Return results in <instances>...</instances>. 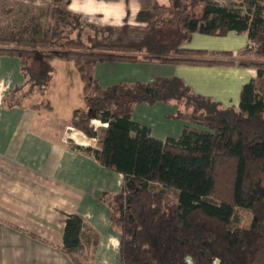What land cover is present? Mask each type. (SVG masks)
I'll use <instances>...</instances> for the list:
<instances>
[{"label": "trees", "instance_id": "trees-1", "mask_svg": "<svg viewBox=\"0 0 264 264\" xmlns=\"http://www.w3.org/2000/svg\"><path fill=\"white\" fill-rule=\"evenodd\" d=\"M69 4L51 0L47 27L31 16L0 29V53L18 55L26 76L3 99L12 106L35 93L45 95L55 71L51 60L76 63L88 112L77 110L73 123L91 135L92 118L110 115L94 152L125 177L121 191L102 194L121 233L122 263L189 264L190 255L194 264H264V0H153L138 11V24L126 18L118 25L95 23ZM230 31L247 33L256 46L211 53L186 44L197 32ZM247 53L253 58L241 60ZM31 55L39 72L28 63ZM113 60L239 64L256 68L257 75L242 86L236 107L195 92L180 76L102 87L95 65ZM156 101L176 103V116L198 126L186 124L178 138L153 136L133 111L138 103ZM106 117L92 137L95 144ZM238 209L250 211L251 220L238 223ZM83 227L80 214H69L64 247L76 264H91L80 237Z\"/></svg>", "mask_w": 264, "mask_h": 264}, {"label": "crops", "instance_id": "crops-1", "mask_svg": "<svg viewBox=\"0 0 264 264\" xmlns=\"http://www.w3.org/2000/svg\"><path fill=\"white\" fill-rule=\"evenodd\" d=\"M7 1L10 0H0V20L8 17L4 11ZM158 1L169 3V0ZM148 2L70 0L69 8L88 16L100 12L121 24L126 18L135 19ZM7 26L0 24V29ZM186 44L215 53L221 49L236 52L255 42L247 33L230 31L223 36L197 32ZM60 60L62 85L60 90L50 91L54 78L51 79L44 105H31L26 99L22 105L10 106L4 96L24 84L26 76L18 55L0 53V264H76L63 240L66 220L73 213L83 217L80 237L90 263L123 264L121 233L112 224L110 206L102 194L121 191L125 177L102 164L94 152L102 146L110 115L92 118L91 135L74 125L77 110L88 112L84 81L73 60ZM54 61L50 63L55 67ZM94 75L102 87L120 81L180 76L195 92L238 107L242 86L257 75V69L239 64L113 60L97 62ZM43 98L44 95L40 99ZM177 108L174 102L138 103L133 118L157 138H178L186 124L198 125L177 117ZM104 117L107 123L95 144L92 137Z\"/></svg>", "mask_w": 264, "mask_h": 264}, {"label": "rangeland", "instance_id": "rangeland-1", "mask_svg": "<svg viewBox=\"0 0 264 264\" xmlns=\"http://www.w3.org/2000/svg\"><path fill=\"white\" fill-rule=\"evenodd\" d=\"M148 1L149 2L147 5H150L153 0H148ZM170 1L171 0H169V2ZM217 1H219L222 4L230 5V0H217ZM50 4H51V0H10V1H7V3L4 4V8H5L4 11H6L5 12L6 14L8 13V15H7L8 17L0 20V24H5V25L8 24V26H12V25L18 26V25H21L22 23H27L29 21V19L31 18V16H35L43 24V26L47 27L50 25V22H51L50 17H49ZM161 4H163V3H161ZM164 4H166V3H164ZM167 4H169V3H167ZM0 5L2 6V3H0ZM74 6L81 8V6L78 4H76ZM91 8L94 10V8H96V7L93 6ZM158 11L163 12L164 10L162 8H159ZM77 12H79V11H77ZM85 16L88 17L91 21H94L95 23L118 25V23H114V22H116L115 20L113 22L112 19H107V18L103 17L104 14H102L100 12L98 14H93V15H89V16L85 15ZM128 21L132 24H138V22L135 19H128ZM253 46H256V43ZM32 56L33 55H31L30 58H28V63L31 66H33L35 68V70H37L39 72L40 70H42V67L40 66V63L38 62V60H36ZM251 58H253V56L250 53H247V54H244L241 56V60L248 61ZM60 61H61L60 59H55V61H54L55 62V67H54L55 71H54V75L52 77L54 79L51 81L52 85L50 84V86H51L50 91H52L53 89L60 90V87L62 85L61 84V81H62L61 76L63 75V68L59 64ZM64 68H66V67L64 66ZM43 95L39 92L35 93L34 97L32 95L33 99L32 100L27 99L26 102L30 103L31 105L37 104L39 106V103L44 105V103L47 102V100L46 99H43V100L40 99V98H42ZM38 96H40V97H38ZM44 98H45V95H44ZM181 118L187 119L184 117H181ZM238 215H239L238 216V223L249 222L252 218V214L250 213V211L245 210V209H238ZM88 256H89V253H88ZM82 264H89V262L86 260V261H83ZM214 264H217V263L215 262Z\"/></svg>", "mask_w": 264, "mask_h": 264}, {"label": "water", "instance_id": "water-1", "mask_svg": "<svg viewBox=\"0 0 264 264\" xmlns=\"http://www.w3.org/2000/svg\"><path fill=\"white\" fill-rule=\"evenodd\" d=\"M187 260H188L189 264H194L192 256H190V255L187 256Z\"/></svg>", "mask_w": 264, "mask_h": 264}, {"label": "built area", "instance_id": "built-area-1", "mask_svg": "<svg viewBox=\"0 0 264 264\" xmlns=\"http://www.w3.org/2000/svg\"><path fill=\"white\" fill-rule=\"evenodd\" d=\"M215 262H217V261H215Z\"/></svg>", "mask_w": 264, "mask_h": 264}]
</instances>
